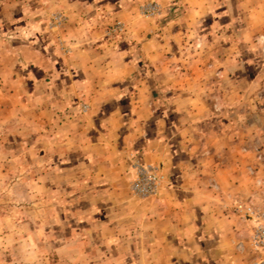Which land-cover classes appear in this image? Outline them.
<instances>
[{
    "label": "rangeland",
    "instance_id": "1",
    "mask_svg": "<svg viewBox=\"0 0 264 264\" xmlns=\"http://www.w3.org/2000/svg\"><path fill=\"white\" fill-rule=\"evenodd\" d=\"M92 59L106 60L105 74L125 65L124 77L103 87L122 92L107 106H128L133 92L160 110L178 92L208 93V105L218 96L211 102L235 130L231 204L264 203V0H0V264L153 261L141 244L116 242L100 228L99 217L115 211L100 215L99 199L114 203L116 195L84 201L73 192L65 142L74 127L66 122L81 123L90 104L61 80L90 73L84 62ZM64 91L53 126L36 111ZM212 130L195 133L220 132Z\"/></svg>",
    "mask_w": 264,
    "mask_h": 264
},
{
    "label": "crops",
    "instance_id": "2",
    "mask_svg": "<svg viewBox=\"0 0 264 264\" xmlns=\"http://www.w3.org/2000/svg\"><path fill=\"white\" fill-rule=\"evenodd\" d=\"M85 51L96 54L93 48ZM105 63L89 60L84 66L90 73L61 80L73 94L76 92L70 88H81L77 93L90 104L87 113L78 118L81 123L66 122L68 129H75L67 132L65 142L71 152L68 163L78 182L73 192L84 201L97 194L116 195L114 203L99 199L100 215L103 210L115 211L113 216L99 217L100 228L110 229L106 235L116 242L141 244L146 258L153 260L151 264H253L256 259L247 244L248 225L231 208L234 155L230 148L235 144V130L229 127V118L220 114L218 102H211L219 97L212 96L209 106L208 93L199 92L193 98L178 92L168 96L177 99L176 104L160 110L154 103L140 101L144 94L139 97L133 92L128 106H107L104 104L119 93L107 89V83L121 80L125 65L121 68L122 64L114 63L118 69L109 75L103 69ZM51 81L58 87L59 75ZM66 92H53L48 108L40 106V112L36 111L39 117L50 115L54 126L58 99ZM204 128L220 132L209 138L195 133ZM129 156L156 166L163 174L156 196L138 199L130 195L132 172L123 176L125 167L130 169V163L126 165ZM121 182L124 186L116 187ZM84 204V210H92Z\"/></svg>",
    "mask_w": 264,
    "mask_h": 264
},
{
    "label": "built area",
    "instance_id": "3",
    "mask_svg": "<svg viewBox=\"0 0 264 264\" xmlns=\"http://www.w3.org/2000/svg\"><path fill=\"white\" fill-rule=\"evenodd\" d=\"M130 169L132 172L128 180L130 195L138 199L156 196L164 180L160 170L137 158L131 159ZM232 208L248 225L249 249L258 256L259 262L264 263V203L253 205L237 201L233 203Z\"/></svg>",
    "mask_w": 264,
    "mask_h": 264
}]
</instances>
